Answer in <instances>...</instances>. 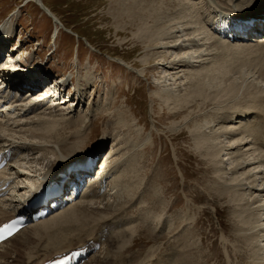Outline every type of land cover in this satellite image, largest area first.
Instances as JSON below:
<instances>
[{
	"label": "rangeland",
	"instance_id": "obj_1",
	"mask_svg": "<svg viewBox=\"0 0 264 264\" xmlns=\"http://www.w3.org/2000/svg\"><path fill=\"white\" fill-rule=\"evenodd\" d=\"M40 1L57 19L59 26H55L54 21L42 12L35 2L0 0V29L7 23L5 33L0 34L3 40L1 44L3 54H12L13 63L17 65V68L24 67V71L26 70L24 73L28 77L37 78L35 83L47 79H58L63 87L60 97L51 104H33V99L36 98L29 99L30 96L40 95L41 88L38 87L34 92H26L22 98L18 95L19 102L12 106L14 114L6 124L14 132L12 138L7 139L20 147L16 150L19 161L14 165L15 171L28 175L27 179L21 175L22 178L15 181L22 189L24 188L21 192L19 191L17 198L20 199L22 196L26 198L29 188L42 180L44 177L42 175L47 173L46 164L55 158L51 150H57L53 146L55 143L46 144L44 141L30 138L22 133L33 130L35 127L33 128L32 124L39 119L40 121L48 119L49 112L58 120L63 115L62 121L64 118L67 120L73 118L74 121L79 119L78 121H83L82 124L73 126L67 125L68 121L63 124L60 122L53 131H57V134L62 132L58 137L59 143L68 145L78 140L73 139L74 132L82 130L85 143L82 146V153L89 156L91 151H94V154L99 151L94 158L97 161L104 156L105 152L108 153V157L115 155L111 159L109 175L101 192L108 194L106 200L110 204L122 203L123 206L114 213L116 218L111 227L128 229L133 236L131 242L121 249L120 258H115V264H154L159 258L165 257L173 261L174 249L180 251L181 260H188L193 256L197 264H245V261L249 259L247 255L250 253L245 251L246 247L240 243V239L231 240L239 231L232 228L233 214L228 204L218 197L217 189L223 183L230 182V176L222 181L217 179L219 174L213 172L210 168L212 164L209 165L206 162L208 160L203 159L197 152L191 135V130H195L194 128L208 133L212 131L209 127L234 126L237 128L240 126L232 124L233 121L221 123L222 117L226 114H222L224 111L218 112L220 113L219 121L212 120L217 113L197 108L199 101L192 105V110L184 114L170 115L173 113L172 106L166 105L158 96L166 90L180 96L186 94L188 81L195 77L186 75L174 83L166 73L163 75V66L144 68L142 46L133 42L132 33L129 30L125 32L115 28L118 23L111 17L112 0ZM241 1L190 0L187 3L186 0H182L183 3L185 2L184 7L195 2L196 9L201 10H198L197 18L202 12L207 13L204 15L205 20L210 17L211 12L215 10L213 8L217 5L223 8L222 10L219 8L218 12L230 14V16L234 8V10H241L249 6V3ZM177 6L178 3L168 6V9L167 6L164 7L165 11L167 10L166 13L173 15L172 17L175 16L174 19L178 18L176 11L180 7ZM171 16H167V19H171ZM125 19L126 22L127 19ZM209 32H211L210 29ZM249 34L252 33L249 32ZM2 35L6 36L2 38ZM178 35L181 37L183 34ZM259 36H264V32ZM133 37L137 39L134 34ZM181 40L180 38L179 43ZM253 40L255 39L241 44H248L247 48L254 49L256 41ZM163 49L166 51L165 48ZM184 52L187 54L183 55ZM188 53L191 52L171 49L168 57L174 59L180 55L192 56ZM254 53L255 51H252L249 54L250 57H245L243 59L245 62L242 63L247 67H264V56L260 58V54L257 53L256 56ZM251 54L256 57L253 58ZM156 62L162 61L159 58L152 64ZM198 65L188 63L183 68L192 70ZM198 73L204 72L201 70ZM23 77L24 75L21 74L20 78L24 79ZM255 80L261 82L257 85L253 81L259 89L253 93V96L249 95L245 99L240 97L242 105L237 104L234 107L236 109H233L235 113L253 112L254 115L258 114V117L263 115L264 118V110L260 114L259 110L253 107L256 105L255 102L261 104L263 102L260 106H264V83H262L264 81ZM24 83L29 89L30 83L25 81ZM69 100L71 103L68 102ZM34 105L35 108L26 114L25 111ZM254 115L250 118L251 121ZM185 119L189 120V125L186 124ZM248 125L250 124L243 123L241 126L245 129L249 127ZM28 144L39 147V151H26L24 145ZM100 144L102 146L99 148ZM221 145L227 144L221 143ZM228 158L221 155L217 162L223 160L224 163H218L215 167L219 168L220 165L223 169L230 168L231 161ZM27 168H30L32 172L26 170ZM124 172L127 173L129 183L133 187L132 192L130 189L125 191L120 183L116 185L114 182L118 175ZM94 181H97V178L93 179ZM220 182L222 184H218ZM14 194L11 190L6 198L13 201L14 198L10 197ZM118 195L126 198L119 199ZM191 199L195 202L194 204L191 203ZM10 201L5 204H10ZM12 204L14 206L17 203ZM174 218L182 223L181 228L176 229V232H174L176 223ZM120 221H124L126 225L121 226ZM192 221H194L193 224ZM186 229L192 233L188 234L187 240L185 239L186 244L177 247L178 245L176 246L173 242L174 235L183 230L185 232ZM116 233L118 232L114 234ZM82 239L83 242H87L90 238L84 236ZM72 242L73 248L83 243ZM14 244L16 245L17 242ZM186 245L190 246V253H192L190 257L187 255ZM236 253L238 256L235 255ZM97 254H101L100 260L108 256L103 245L100 246ZM162 254L164 257H160ZM93 257L86 264H98L92 262ZM9 261L12 260L9 259Z\"/></svg>",
	"mask_w": 264,
	"mask_h": 264
},
{
	"label": "bare ground",
	"instance_id": "obj_2",
	"mask_svg": "<svg viewBox=\"0 0 264 264\" xmlns=\"http://www.w3.org/2000/svg\"><path fill=\"white\" fill-rule=\"evenodd\" d=\"M30 1L35 2L38 8L54 21L55 26L60 25L57 19L47 10L40 0H28V2ZM177 1H179L177 3L180 9L176 11L178 13V18L176 19H174L175 16L172 17L173 15L171 16L169 13H166L167 10L165 11L164 8L167 6L168 9V6L177 4L174 0H170L169 2L165 0H112L111 5L113 14L111 17L118 23L115 28L125 32L129 30V32L132 33L133 42H136V44L139 43V46H142V65L144 64V68L150 69V67H155V65H157L156 68L163 66V75L166 73L167 76L171 77L174 83L186 75L195 77L188 81L186 94L184 93L180 96L179 94H175L174 92L171 93L166 90L163 94L158 96L166 105L169 104L172 106L173 111H171L173 113H170V115L175 116L178 114L179 116L180 114H184L192 110V105L196 101H199L201 107H199L197 103V108H203L205 111L208 109L213 111V113H217L213 116L212 120L216 119L219 121L220 113L218 114V112L224 111V113L221 112L222 114L226 113L224 117L221 116V123L233 121L232 124L242 127V129H240V127L235 128L234 126L228 128L223 126L213 127L214 129L209 127L212 131H208V133L194 128L195 130H191V135L193 144L196 150H198L197 152H199L203 159L208 160L206 162L209 163V165L210 163L212 164L210 168L213 172L219 174V176H217L219 178L217 179L222 181L225 180L227 176H230V182L226 184L223 183L224 185L220 182L218 184H222L221 187L218 189L216 188L217 191H219L218 197L228 204V208L232 212L231 214H233L232 228L239 231L238 234L235 233V236H233L234 238H229L231 240L240 239V243L246 247L245 251L250 253L248 255L247 253L245 254L249 258L245 261V264H264V118L263 115L259 117L258 114L254 115L253 112H234V109H236L234 108L236 107L235 105H240L242 102V98L240 97L245 99L247 96L249 97V95L253 96V93L259 89L256 84L259 85L261 82H256L255 79L264 81V67H247L246 64L242 63L244 61L243 59L245 57L248 58L252 51H255V55L258 53L260 54V58H263L264 36L258 39L254 49L252 47V49L247 48L246 45L248 44H241L247 41L249 42L251 40L250 38L256 39L255 36L250 35L249 32L258 34L263 33L264 23L262 21H256L254 24L255 26L252 28L245 26L244 39H242L243 37L239 34H233L230 38H224L217 34V31L215 32V30H213L223 25H225L227 29L231 28L232 24L230 23V19L232 18L248 21L251 19L245 17L253 15V13L262 17L264 14V0H242L241 2L243 3H249V6L241 10H234V8L232 13L230 12L232 16H230V14L218 12L219 8L220 10L223 8L217 5L218 8L216 6L213 8L215 10L211 12L207 20L204 18V15L207 13L203 14V12L201 16L197 18V12L201 10L196 9L195 2H191L192 4L184 7L185 2L183 3L182 0ZM186 1L188 3L190 0ZM187 3L185 5H187ZM169 15L172 17L171 19H167V16L170 17ZM125 18L127 19L126 22L124 21ZM165 19H167L168 22ZM6 25L7 23L1 27L0 32L2 33L0 34L5 33ZM208 28L211 32H209ZM133 34L137 39L133 37ZM176 34L183 35L179 37V35L176 36ZM228 34L230 35V32L225 30V35L227 36ZM3 36L6 35H2V38ZM180 38L182 39L181 43H179ZM2 42L3 40L0 37V67L6 68V71L10 73L11 77H14L18 74V70H16V68L11 69L10 67L14 62L12 60L13 55L9 53L3 55L1 51L3 47L1 45L3 44ZM163 48H165L166 51H164ZM171 49L189 51L191 53L188 54L192 56H187V58L180 55L179 57L170 59L168 54L171 52ZM260 50L262 51L260 52ZM186 54L187 52L183 53V55ZM255 55L253 56V54H251L253 58L257 56ZM159 58L162 61L161 63L156 62L152 64ZM191 59L195 60L191 62ZM188 63H196L199 65L192 70L190 68V70H184ZM207 65L209 66L206 67ZM191 67H193V65ZM201 70L204 73H198ZM20 72L24 75V79L20 78V80L30 83L28 85L37 90L38 86L35 84L36 78L28 77L26 73H23L25 71ZM11 77L9 78L5 75L1 76L2 79L4 78V84H7L9 90L7 98H9L10 93L15 94L13 97L10 96L8 100L10 104L5 108L7 111L11 110L14 103L19 102L20 99H17L18 95L22 98L26 92H34L32 89L24 90L18 85H11L10 82L7 83V81H11ZM253 81L256 82V84ZM57 85H59L58 79L55 80L53 88L56 89ZM42 91L43 90L39 93H42ZM262 93L263 91L261 94ZM57 95L58 97L61 95L60 90L57 91ZM51 102H55V100ZM68 102L71 103V100ZM255 103L256 107L253 106L254 109H258L259 113L263 112L264 106H260L263 102L262 104L259 102ZM34 108L35 105L34 107L28 108L25 113L27 114ZM49 115L50 117L44 121H40L39 119L37 122H34L32 124L33 128L35 127L33 130L24 131V133H22L30 138L44 141L46 144L55 143L53 146L57 149L51 150L55 158L53 161H49L46 164L47 173L42 175L44 176L42 180H40L37 185L35 184L34 187L29 188V192L34 195L47 187L50 183L58 180L60 175L63 174L68 167L85 166L84 164H88L97 155V152H99L97 151L94 154V151H91L89 156H86V153H82V146L85 144L82 130L74 132L75 135L73 139L78 140L68 145L59 143L60 138L58 137L61 136L62 132L57 134V131L54 132L53 130L59 126L60 122L63 124L65 121H68L67 125L75 126L79 123L82 124L83 121H78L79 119L74 121L73 118L68 120L64 118L62 121L63 115L60 116V120L54 117L51 112H49ZM253 115L255 117H253V121H251L250 118H252ZM8 117L10 120L11 116L7 115V118ZM188 123H190L189 120L186 124L189 125ZM243 123H249L250 125L248 126L250 128L244 129L243 126H241ZM13 132L14 131L9 129L6 123H0V150L6 148L14 151L12 152V162L9 163L5 170L0 172V181H3L0 184V195L5 194V192H10L11 190L15 193L10 197L14 198L13 201H10L9 198L0 200V223L13 218L16 214V210L23 206L26 201L23 196L20 199L17 198V195L20 194L19 191L21 192L24 188L22 189L21 186L17 185L18 183H16V185L14 183L16 180L19 181L21 175L25 178L28 175L21 174L14 170L13 165L19 161L16 150L20 147L9 140L12 138ZM221 143H226L227 145L222 146ZM32 145H24V149L29 152L39 151V147ZM101 146L100 144L98 147L100 148ZM250 146L255 148H251ZM41 151L43 150L41 149ZM78 154L80 155L78 156ZM107 154L108 153L105 152L104 156L100 159L98 164H101V166L99 167L98 165L96 167V170L99 171V174L96 175L99 177L104 174L103 176L107 178V175H109L110 162L115 155H109L108 157ZM221 155L229 157L228 160L231 161L230 168L223 169L220 165L219 168L215 167L218 163H224L223 160L217 162ZM26 170L32 172L30 168ZM97 181H95L94 185L93 183L90 185L82 198H78L72 206L68 207L61 214L52 215L47 217L45 221L38 222L30 228L23 229L16 236L2 244L0 246V264H42L56 255H61L71 250H77L78 248L71 247L72 241H74V243H81L83 242L82 238L84 236L94 239L96 244L103 245L108 255L100 260L101 254H95L92 262L94 261L98 264H115V258L119 257L121 249H123L127 243L131 242L133 236L128 232V229L124 230L123 228L118 229L111 227L116 218L114 213L123 208V206L122 203L116 205L110 204L109 201L106 200L108 194L101 192L100 189L102 186L97 185ZM114 182L116 185L120 183L125 191L126 189H130V192H132L131 189L133 187L129 183L127 173H120ZM6 183H9V187L5 192H2L1 188ZM117 197L123 200L126 198L123 195H118ZM7 201L11 203L8 205L5 204ZM15 202L17 206L14 205L16 208L13 209L12 203ZM191 203L194 204L195 202L191 199ZM174 220L176 221L174 232H176V229L181 228L182 223L177 218H174ZM120 223L121 226L127 224L126 220V224L124 221H120ZM193 223L194 221H192V224ZM115 232L118 233L114 234ZM191 233L192 232L187 229L185 232L183 230L182 232L174 233L173 242L176 243V246L178 245L177 247H181V245L186 244L185 239L187 240L188 234L190 235ZM15 242H17L16 245L14 244ZM88 248L89 252L93 250V246H89ZM174 250L175 259L173 261L171 258L165 257L159 258L154 264H197L194 262L193 256L188 260H181V258H179L180 251ZM186 251L188 252V257H190L192 253H190L191 249L189 245H186ZM87 253H85V255H87ZM235 255H237V253ZM160 257H164L163 254L160 255ZM176 257L178 258L176 259ZM9 259L12 261H9Z\"/></svg>",
	"mask_w": 264,
	"mask_h": 264
},
{
	"label": "water",
	"instance_id": "obj_3",
	"mask_svg": "<svg viewBox=\"0 0 264 264\" xmlns=\"http://www.w3.org/2000/svg\"><path fill=\"white\" fill-rule=\"evenodd\" d=\"M245 18L252 19V20H255V21H259L260 19L261 20L264 19V14L262 15V17L260 15H258V14H253V15H250V16H246Z\"/></svg>",
	"mask_w": 264,
	"mask_h": 264
}]
</instances>
